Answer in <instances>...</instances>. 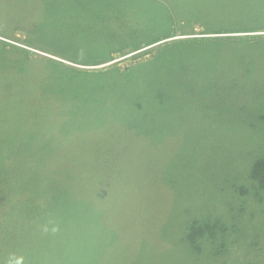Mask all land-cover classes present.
I'll return each instance as SVG.
<instances>
[{
	"label": "rangeland",
	"instance_id": "1",
	"mask_svg": "<svg viewBox=\"0 0 264 264\" xmlns=\"http://www.w3.org/2000/svg\"><path fill=\"white\" fill-rule=\"evenodd\" d=\"M201 3L212 32L174 17L93 65ZM259 24L264 0H0V264H264V40L153 49Z\"/></svg>",
	"mask_w": 264,
	"mask_h": 264
},
{
	"label": "trees",
	"instance_id": "2",
	"mask_svg": "<svg viewBox=\"0 0 264 264\" xmlns=\"http://www.w3.org/2000/svg\"><path fill=\"white\" fill-rule=\"evenodd\" d=\"M174 17H179L180 19L182 20H185L186 24H192L194 22H197V23H200V20L199 19H206L208 18L210 21H209V24L207 25H213L212 28H208V30L210 31H203V32H200V33H206V32H212L213 29L217 28L216 25H214L211 20H214L217 22H219V16L218 15H215V14H211L210 12H208L206 10V5L204 3H201L200 4V7L198 9V11L194 10V9H191L190 6L188 4H185L183 7H181V9H179L178 11H175V13L173 12V14H171L169 20L171 19V22H169L168 24V28L167 27H164V28H167V31L160 34V35H152V36H149V37H146V38H143L142 36L139 37L137 39V42H132L130 44H126V45H120L118 47H115V49H111L110 52H109V55H107L103 60H99V61H95L93 63V65H98L102 62H104V60H111L112 56L116 53H119V55H126V54H129L131 52H134V51H137L139 49H141L142 47L144 46H147V45H151L157 41H161L163 39H167V38H171L174 33L170 30L172 29L173 27V21H174ZM222 26V25H221ZM256 26V25H255ZM238 28H242L243 26H237ZM237 27H230V28H237ZM256 27H264L262 24H259L257 25ZM181 32L183 33H180V34H193L194 33V30L191 29V30H182ZM219 32V31H217ZM140 36L137 32V37ZM209 38H211V40H216L217 41V45L218 47L216 48H219L221 46H223L224 44L228 43V41H236V42H240V41H245L247 39H256V40H264V34H249L247 36H245V34H218V35H213L212 37L211 36H202L201 39H198L196 37H188V38H185V39H180V38H174V39H170V40H165L163 41L162 43H159L155 48H153L154 50L156 49V52L154 54V56L156 57H164V54H163V50L165 48H167L168 46H176L175 47V51H179L181 52L184 51L186 53H189L188 50H189V47H191L194 43L196 44H200V49H202V43L206 40H208ZM179 44L182 45L181 50L180 48H177L179 47ZM183 48V49H182ZM152 50H148V51H145L142 55L145 59H143L142 61H137V62H140L138 64H143L145 62H148L152 59L151 56H146L147 54H149ZM135 58H138L140 57L139 55L137 56H134ZM197 57H198V54H197ZM245 59V54L243 53H237L236 55H233L231 57V59L229 61H227L225 64H223L222 66V69L221 70H229L231 69L232 67L238 65L239 63H241L243 60ZM163 62H167L165 60L161 61V64ZM64 66H65L67 69L71 70V69H74V71H78V72H89V73H105V74H111L113 76H119L121 74V72H125L127 71V69L132 65V64H128L124 67L120 66L118 63H114L108 67H98V68H94L92 70H85V69H82L81 67H77L75 65H70L68 63H63ZM160 64V65H161ZM71 66V67H70ZM73 67V68H72ZM218 68H221V65L219 64L218 65ZM135 86H142V87H148L146 84H144L143 82H139L137 84H135ZM134 86V87H135ZM130 87V85H129ZM253 174L255 176H259V175H264V158H259L257 159L254 164H253ZM194 231L195 232H199L201 233L202 231V226L201 224H199L198 222H195L194 223ZM204 231V230H203ZM202 231V232H203ZM191 236V234L189 235Z\"/></svg>",
	"mask_w": 264,
	"mask_h": 264
}]
</instances>
